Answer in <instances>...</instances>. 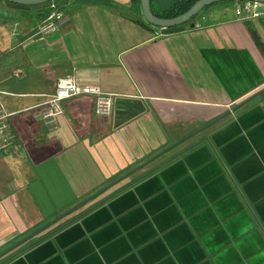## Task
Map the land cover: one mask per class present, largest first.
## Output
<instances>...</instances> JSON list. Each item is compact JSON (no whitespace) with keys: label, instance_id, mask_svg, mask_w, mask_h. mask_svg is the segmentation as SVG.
I'll list each match as a JSON object with an SVG mask.
<instances>
[{"label":"crops","instance_id":"1","mask_svg":"<svg viewBox=\"0 0 264 264\" xmlns=\"http://www.w3.org/2000/svg\"><path fill=\"white\" fill-rule=\"evenodd\" d=\"M69 3L44 36L47 6L0 19V101L15 135L0 152V252L123 178L0 264H264V55L249 31L264 44V13L162 33L140 0ZM171 3L150 0L155 13ZM66 77L110 95V114L78 95L46 123Z\"/></svg>","mask_w":264,"mask_h":264},{"label":"built area","instance_id":"2","mask_svg":"<svg viewBox=\"0 0 264 264\" xmlns=\"http://www.w3.org/2000/svg\"><path fill=\"white\" fill-rule=\"evenodd\" d=\"M258 3L253 0H242V3L236 7L237 16H257L254 8ZM51 10L45 19L38 26V33L42 36L55 31L59 24L65 19V13L58 10L55 5H50ZM78 95H93L95 101V111L98 114L108 115L112 110V98L110 95L102 92L97 85L81 84L71 77L61 78L58 80L54 92L44 103L41 114L46 123L54 124L56 117L62 112V101ZM15 139L13 130L4 113L0 101V152L12 146Z\"/></svg>","mask_w":264,"mask_h":264},{"label":"water","instance_id":"3","mask_svg":"<svg viewBox=\"0 0 264 264\" xmlns=\"http://www.w3.org/2000/svg\"><path fill=\"white\" fill-rule=\"evenodd\" d=\"M5 1L12 2V3H15V4H21V5H37V4H41V3L47 2L49 0H5ZM218 1H223V0H196L186 11H184L183 13H180V14L174 16V17H169V18L160 17V16L155 15L152 12V10H151L150 0H140V8H141V14H142L143 20H145L147 23H149L150 25H152L154 27L161 28L162 33H172V32H177V31L184 30L185 29V24H187V23H190L189 26L193 27L195 25V23L194 22H189L190 19L197 12H199L204 6H206L208 4H211V3H214V2H218ZM253 1L258 3L255 6V8H254V12L256 13V15L263 14L264 13V0H253ZM0 19L15 20L16 19V13L12 12V11H9V10L3 8V7H0ZM198 22L201 23L202 22V18L198 19ZM258 94L264 98V95H263L262 91H259ZM248 100H249V98H246L245 100H243L242 102L237 104L233 108V110H235L237 107H239L243 103L247 102ZM225 115L226 114H223L222 116H219V117L211 120L210 122L206 123L202 127L192 131L191 133H189L188 135L184 136L180 140H177L173 144L167 146L165 149H163L161 152H159V154H162V153H164L166 151L171 150L173 147L177 146L178 144H180L181 142L185 141L189 137L195 135L196 133H198L202 129L206 128L207 126L211 125L212 123H214L215 121L219 120L220 118H222ZM159 154H157V155H159ZM153 158H150L148 161L152 160ZM122 178H123V176H120V177L116 178L110 184L100 188L96 192H94L91 195L87 196L86 198L82 199L77 204L71 206L70 208H68V209L64 210L63 212L59 213L57 216H55L54 218L50 219L46 223L42 224L41 226H39L38 228H36L35 230L30 232L26 236H24L23 238L17 240L12 245H10L9 247H7L3 251H1L0 252V257H2L4 254L9 252L13 248L17 247L18 245L22 244L23 242L27 241L28 239H30L31 237H33L37 233L41 232L42 230H44L45 228H47L48 226H50L54 222L58 221L59 219H61L64 216H66L67 214L71 213L72 211H74L79 206H82L83 204L87 203L88 201L96 198L98 195L103 193L110 186H112V185L116 184L117 182H119Z\"/></svg>","mask_w":264,"mask_h":264},{"label":"rangeland","instance_id":"4","mask_svg":"<svg viewBox=\"0 0 264 264\" xmlns=\"http://www.w3.org/2000/svg\"><path fill=\"white\" fill-rule=\"evenodd\" d=\"M70 0H49L47 2L38 4V5H33L31 7L35 6H47L48 12L51 10L50 5L53 4L56 6V8L60 11L61 9L68 10L70 8ZM1 5L6 6L7 10L12 11V12H18L20 9H30L31 7H21L13 4H9L5 0H0V7ZM236 9V6L234 5V1H229V0H223L219 2H214L211 4L206 5L203 7L200 11L197 17L193 19V21H198V19L203 18L204 21L207 20H218L226 17H230L234 14ZM63 12V11H62ZM28 18H26L27 20ZM31 20H34L33 18L30 17ZM190 24V23H188Z\"/></svg>","mask_w":264,"mask_h":264},{"label":"trees","instance_id":"5","mask_svg":"<svg viewBox=\"0 0 264 264\" xmlns=\"http://www.w3.org/2000/svg\"><path fill=\"white\" fill-rule=\"evenodd\" d=\"M196 0H172L171 5L168 8H165L164 10H162L161 12L155 13L152 8V12L160 17H174L180 13H183L184 11H186ZM229 1H242V0H229ZM8 2V1H7ZM219 2V1H218ZM9 4H13V5H17V6H21V7H31L33 5H21V4H15L12 2H8ZM205 7V6H204ZM199 14V12H197L191 19L189 22H191L193 19H195V17H197ZM145 24L150 25L149 23H147L145 20H142ZM152 26V25H151ZM250 34L254 40V42L256 43V45L260 48V50L262 51L263 55H264V44H262V42L260 41L258 35L249 28ZM264 90V89H263Z\"/></svg>","mask_w":264,"mask_h":264}]
</instances>
